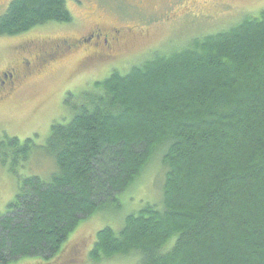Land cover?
<instances>
[{"label": "trees", "instance_id": "16d2710c", "mask_svg": "<svg viewBox=\"0 0 264 264\" xmlns=\"http://www.w3.org/2000/svg\"><path fill=\"white\" fill-rule=\"evenodd\" d=\"M71 22L66 0H12L0 37ZM146 58L67 94L70 120L53 123L43 146L0 137L2 165L39 151L55 168L48 181L19 179L0 213V264L56 259L82 219L120 206L159 150L162 209L146 205L118 233L98 231L89 261L264 264V10Z\"/></svg>", "mask_w": 264, "mask_h": 264}, {"label": "rangeland", "instance_id": "374dc122", "mask_svg": "<svg viewBox=\"0 0 264 264\" xmlns=\"http://www.w3.org/2000/svg\"><path fill=\"white\" fill-rule=\"evenodd\" d=\"M11 1L6 0L0 6V16ZM78 1L79 4L75 0H66L67 9L72 16L71 23L47 24L14 37H0V65L14 57L12 54L16 45L24 42L40 44L48 39L64 37L75 30L88 29L94 23L146 28L150 37L136 43L137 49L127 59L101 62L88 68H81L76 59H72L57 67L55 72L45 74L15 99L0 106V137L7 135L18 138L21 143L26 139H33L35 145L43 146L53 123H67L70 120V113L63 103L67 94L76 96L89 89L94 82L105 80L112 70L125 74L129 68L147 60L146 57L150 54H168L179 50L191 40L228 30L244 18L255 16L264 10V0H233L232 9L217 8V14L209 12L212 17L203 21L201 17L200 20L192 21L193 17L189 15L186 19L167 23L166 17L177 11L183 0ZM114 1L118 6L114 5ZM161 155L162 150L157 151L133 183L117 196L119 207L106 205L92 216L82 219L67 238L56 259L44 261L40 258H27L11 261L9 264H93L88 259V252L95 243L98 231L108 227L118 233L123 227L124 218L136 214L146 205L162 209L166 167L162 164ZM54 171L52 159L39 151L16 166L10 158L5 165L0 163V213L3 214L8 203L13 200L19 179L38 176L48 181ZM137 262L138 257L133 254L128 257L117 256L100 264Z\"/></svg>", "mask_w": 264, "mask_h": 264}, {"label": "flooded vegetation", "instance_id": "af4514ba", "mask_svg": "<svg viewBox=\"0 0 264 264\" xmlns=\"http://www.w3.org/2000/svg\"><path fill=\"white\" fill-rule=\"evenodd\" d=\"M5 1L0 0V6ZM75 2L80 3L78 0ZM233 3V0H183L182 6L170 13L165 20L167 23L176 22L190 15L193 17L192 21L200 20L199 17L203 21L212 17L209 12L215 15L218 13L217 8L232 9ZM114 5L118 6L115 1ZM186 11L189 13H185ZM73 32L40 44L24 42L16 45L12 54L14 57L0 65V106L15 99L25 88L45 74L55 72L57 67L63 66L67 61L76 59L81 68H88L101 62L127 59L137 49L136 43L150 37L146 28L101 23Z\"/></svg>", "mask_w": 264, "mask_h": 264}]
</instances>
